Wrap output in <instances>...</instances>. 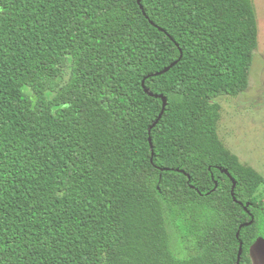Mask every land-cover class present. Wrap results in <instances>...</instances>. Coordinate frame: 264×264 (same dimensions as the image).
<instances>
[{
  "label": "trees",
  "instance_id": "trees-1",
  "mask_svg": "<svg viewBox=\"0 0 264 264\" xmlns=\"http://www.w3.org/2000/svg\"><path fill=\"white\" fill-rule=\"evenodd\" d=\"M257 45L252 0H0V264H162L168 227L252 264L264 177L216 100Z\"/></svg>",
  "mask_w": 264,
  "mask_h": 264
},
{
  "label": "rangeland",
  "instance_id": "rangeland-1",
  "mask_svg": "<svg viewBox=\"0 0 264 264\" xmlns=\"http://www.w3.org/2000/svg\"><path fill=\"white\" fill-rule=\"evenodd\" d=\"M258 23V45L250 69L249 84L236 96L216 100L221 107L218 135L225 147L242 164L249 165L264 177V0H252ZM64 76L61 86L68 83ZM108 143L110 138L106 139ZM107 161L102 168L107 169ZM264 199V184L260 188ZM168 246L160 258L162 264H184L189 254L171 228ZM252 264H264V238L259 237L250 250ZM121 264H129L122 261Z\"/></svg>",
  "mask_w": 264,
  "mask_h": 264
}]
</instances>
